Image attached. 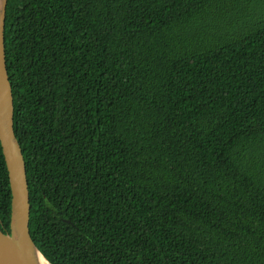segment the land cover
<instances>
[{"label":"trees","instance_id":"obj_1","mask_svg":"<svg viewBox=\"0 0 264 264\" xmlns=\"http://www.w3.org/2000/svg\"><path fill=\"white\" fill-rule=\"evenodd\" d=\"M6 46L51 264H264V0H9Z\"/></svg>","mask_w":264,"mask_h":264},{"label":"water","instance_id":"obj_2","mask_svg":"<svg viewBox=\"0 0 264 264\" xmlns=\"http://www.w3.org/2000/svg\"><path fill=\"white\" fill-rule=\"evenodd\" d=\"M0 141L12 195V232L0 230V264H51L31 234V192L27 164L15 131V97L7 63L6 26L9 0H0Z\"/></svg>","mask_w":264,"mask_h":264},{"label":"bare ground","instance_id":"obj_3","mask_svg":"<svg viewBox=\"0 0 264 264\" xmlns=\"http://www.w3.org/2000/svg\"><path fill=\"white\" fill-rule=\"evenodd\" d=\"M1 3H2V2L0 1V5H1ZM41 259H42L41 262L43 261L44 264H47V263L44 261L43 258H41Z\"/></svg>","mask_w":264,"mask_h":264}]
</instances>
